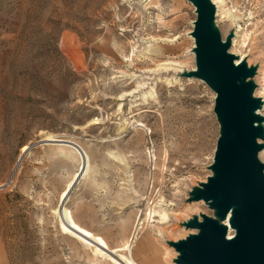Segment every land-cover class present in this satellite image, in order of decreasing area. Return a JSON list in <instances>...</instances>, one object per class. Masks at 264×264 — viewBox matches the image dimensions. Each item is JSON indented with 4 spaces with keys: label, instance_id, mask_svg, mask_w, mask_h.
I'll list each match as a JSON object with an SVG mask.
<instances>
[{
    "label": "rangeland",
    "instance_id": "obj_1",
    "mask_svg": "<svg viewBox=\"0 0 264 264\" xmlns=\"http://www.w3.org/2000/svg\"><path fill=\"white\" fill-rule=\"evenodd\" d=\"M225 3L247 32L234 51L249 53L257 67L251 79L259 97L264 0ZM196 16L188 0H0V264H113L61 230L55 209L78 161L62 146L41 144L47 133L88 152L90 177L67 204L76 219L113 237L161 195L181 211L213 174L216 93L183 75L196 64ZM216 24L224 38L234 32L225 13ZM24 144L30 149L20 161ZM259 157L264 162V148ZM197 206L186 214L215 216L205 201ZM184 222L171 219L168 229ZM188 234L170 233V241ZM141 238L149 264H170L147 220Z\"/></svg>",
    "mask_w": 264,
    "mask_h": 264
},
{
    "label": "water",
    "instance_id": "obj_2",
    "mask_svg": "<svg viewBox=\"0 0 264 264\" xmlns=\"http://www.w3.org/2000/svg\"><path fill=\"white\" fill-rule=\"evenodd\" d=\"M188 1L197 15L191 31L196 69L183 75L198 77L215 91L220 123L213 174L193 188L189 200H204L215 216L193 215L184 225L197 231L168 243L178 252L176 264H264V162L259 157L264 116L258 111L263 100L254 95L251 79L257 67L245 59L237 63L230 51L234 32L223 37L212 0Z\"/></svg>",
    "mask_w": 264,
    "mask_h": 264
},
{
    "label": "bare ground",
    "instance_id": "obj_3",
    "mask_svg": "<svg viewBox=\"0 0 264 264\" xmlns=\"http://www.w3.org/2000/svg\"><path fill=\"white\" fill-rule=\"evenodd\" d=\"M216 5V18L218 21V16L220 13H225L231 17L232 21L234 22V37L232 39L233 47L231 49L232 53H236L238 59L236 60L237 63L242 61L243 59L247 60L248 64L250 65L251 59L249 58V53L241 52L238 53L234 51V47L237 44L239 38H243V43H245L247 32L244 30V26L238 22L240 16L236 14L230 7H226L225 0H212ZM190 2V1H189ZM191 3V2H190ZM194 6V5H193ZM195 9V6H194ZM222 10V11H221ZM196 13V12H195ZM193 27H194V20H193ZM192 30H190L191 32ZM192 39L194 40V36L191 35ZM195 46V45H194ZM193 46V47H194ZM193 55H195L194 50L192 51ZM166 64L173 63L171 61L164 62ZM177 64V63H176ZM191 70L196 69V64L190 68ZM261 68L258 69V73L260 72ZM179 71H183L181 68ZM261 89V93L258 94L259 97L262 98L263 103L262 107L258 110L260 114L264 116V84L259 86ZM259 92V88L256 90V93ZM144 94L146 92H143ZM99 118H94L92 123H98ZM144 127L143 124H138ZM264 125V123H263ZM77 143L81 149L70 142ZM264 142V141H263ZM56 144L62 146L60 148L61 151H72L76 154L77 161H78V168L72 174V177L68 181L65 189L62 191L59 199V204L55 209V213L57 214V218L59 221V226L61 230L65 233H69L73 237L80 240L86 247L90 248L94 255L99 257H105L107 260L112 262L113 264H141L137 258L135 257L133 247L137 242L138 238L141 237L145 227V220H147V225L152 227V229L156 232L165 246V258L168 259L170 264H175L173 258L176 257L178 252L175 250L173 246H168V241H170V233L173 232H181L182 230H186L188 233H194L197 230L195 228H188L185 225L179 227H170L171 219H176L178 221H187L191 216L186 214L187 210H192L193 208H198L199 203H203L204 200H193L189 201L186 204V207L181 211L175 210L173 207L169 205L175 204L173 201H167L164 196H160L159 199L155 202L154 205H148L146 217H143V209L139 211L138 216L134 220V224L131 229V233L127 239H125L121 244H118L114 247H110L108 241L105 237L101 234L95 233L89 228L80 224V222L76 219L73 214L72 208L67 204V199L69 194L71 193L73 187L76 185L77 182L80 180H85L90 177V172L92 169L91 159L86 151V149L75 139L70 138L64 134L59 133H47L41 139V144ZM30 149L28 144H24L21 147V154L19 159L21 161L22 155L25 154ZM153 158H156L155 155H151ZM115 157H117L115 155ZM13 175V173H12ZM10 176V178L12 177ZM130 183L132 182V178L129 179ZM5 183H0V187L4 186ZM136 191L134 188H132ZM63 200V201H62ZM182 214H186V218H182ZM199 219H202L201 216ZM235 234V230L233 228H229V238H232ZM109 249L110 252L107 250Z\"/></svg>",
    "mask_w": 264,
    "mask_h": 264
},
{
    "label": "crops",
    "instance_id": "obj_4",
    "mask_svg": "<svg viewBox=\"0 0 264 264\" xmlns=\"http://www.w3.org/2000/svg\"><path fill=\"white\" fill-rule=\"evenodd\" d=\"M77 220L80 222V224L89 228L93 232L103 235L109 243L114 242V241H118L122 243L125 239L129 237L131 233V229H132V228L131 229L129 228L132 226V222L127 223V226H129L128 229L123 231L120 236L113 237L110 235V232H107L106 230L100 228L98 225H95L94 223H89L88 221L84 219H77ZM133 250H134L135 257L141 264H149V261L146 259L147 254H146V244H145L144 239L139 237L133 247Z\"/></svg>",
    "mask_w": 264,
    "mask_h": 264
}]
</instances>
